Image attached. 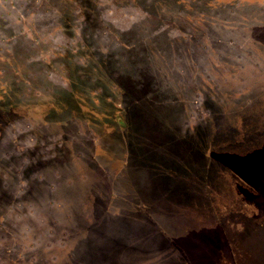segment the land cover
I'll list each match as a JSON object with an SVG mask.
<instances>
[{
    "label": "rangeland",
    "instance_id": "obj_1",
    "mask_svg": "<svg viewBox=\"0 0 264 264\" xmlns=\"http://www.w3.org/2000/svg\"><path fill=\"white\" fill-rule=\"evenodd\" d=\"M229 84L264 0H0V264H264V115L193 116Z\"/></svg>",
    "mask_w": 264,
    "mask_h": 264
},
{
    "label": "trees",
    "instance_id": "obj_2",
    "mask_svg": "<svg viewBox=\"0 0 264 264\" xmlns=\"http://www.w3.org/2000/svg\"><path fill=\"white\" fill-rule=\"evenodd\" d=\"M236 4L238 5L237 1H235L231 4L226 3L225 5H226V7H230L232 5V8L234 9V6ZM225 5H222V6H225ZM244 56H247V55H244ZM249 56H251V58L253 57L252 55H249ZM254 79L255 78L249 79L248 81L245 82V85L249 84L248 86H250V84H253ZM242 82H244V81H242ZM242 82H240V83H242ZM229 86H230V88L227 87L224 90H221L220 92H218L216 94V99H212V95L209 97L210 105H208V110H203L202 112L197 111L195 114H193V116L196 119H204L205 117H208V119L209 118H213V119L218 118V119H222V120H227L228 121L227 123H229L232 120L242 121V120H246V119H255V118H259L262 115H264L258 109V107L261 106L260 102L264 101V92L263 93L261 92V94L256 93V95L253 94L251 97H249V91L251 89H247L246 86H245L246 89H240L238 91L235 90V89H237V85H235L236 86L235 87L233 84H229ZM233 93H236V95H234ZM222 99L227 100V101L233 100L235 102V104L231 103L232 105H228V106H222V105L215 106L214 105L215 102H220ZM119 124H121V123H119ZM201 126H202L205 134H209L210 130H212L211 129L212 127L209 124H203ZM179 135H181V134L179 133ZM95 226H97V225H95ZM85 230H86L85 232H87V233L90 232V231H87L88 228H85ZM119 236H117V239H119ZM81 241H82V239L78 240L79 244L81 243ZM118 244H120V243L118 242Z\"/></svg>",
    "mask_w": 264,
    "mask_h": 264
}]
</instances>
